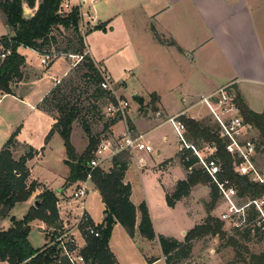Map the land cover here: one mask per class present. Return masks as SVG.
<instances>
[{
  "label": "crops",
  "instance_id": "crops-1",
  "mask_svg": "<svg viewBox=\"0 0 264 264\" xmlns=\"http://www.w3.org/2000/svg\"><path fill=\"white\" fill-rule=\"evenodd\" d=\"M78 1L83 4L82 10L93 18L96 26L104 28V31L91 30L84 36V51L88 52L86 57H89L96 67L108 73L106 67L100 63L102 60L96 61L94 55L103 58L102 56H107L106 54L113 50L138 61V67L146 64L152 68L155 83L149 89L141 86L139 90L134 91L132 98L137 103L136 115H133L134 111L131 107L127 114L129 126L136 134L145 135L152 151L139 152L129 157L123 181L131 187L132 204L136 208L142 202L146 204L155 233L182 241L187 231L202 222L204 213L201 201H207L209 189L203 185H196L191 188L187 197L179 200L173 208H169L165 202V195L171 193L176 183L185 180L188 174L179 160L181 145L177 136L172 141L167 137H161L157 146L152 145L149 135L165 123L171 126L168 119L178 114L197 121L213 122L208 109L198 102L201 97L208 96L229 84L231 91L235 96L240 97L250 111L258 114L264 112V32L263 37L260 36L261 31L257 28L258 23L254 18L259 2L258 0ZM23 10L25 13L32 9L23 6ZM58 29L63 32L62 28ZM10 35L11 32L5 25V17L0 12V39L8 38ZM88 35L94 37V42L91 41L90 46L86 42ZM18 52L24 57L25 52H30L39 60L41 58L37 52L27 48L20 47ZM0 53H2L1 45ZM137 57L142 58L139 60ZM58 59L72 58L59 57L52 64L49 61L45 71H51ZM28 70L25 64L24 79L13 88V95H0V150L9 137L18 130L16 137L18 147L29 146L37 151V155L26 163L30 179L39 185L31 198L23 202L30 208L34 206L36 196L41 194V189L60 193L59 189L52 187L57 178L52 180L50 177L49 181L41 182L34 176L32 163L48 152L52 140L59 136L53 134L48 143L44 144L54 120L40 111L38 105L54 83L65 77L71 68L69 66L55 78L49 76L52 83L37 102L27 101V93L24 97L19 96V92L24 87L23 82L29 77ZM168 74H173L175 83L168 81L170 79ZM121 83L125 85V82ZM121 96L125 98L123 94ZM9 115L16 116L17 119L10 120ZM208 116L210 119L207 118ZM131 118L137 123L141 121L146 126H137ZM119 124L120 121L109 128V137L116 138L124 131V127L117 129ZM171 128L173 129L172 126ZM68 173L69 170L66 176L61 178L62 184L65 183ZM94 192L101 201L94 187L87 198L86 210L90 220L98 225L101 224L104 215L100 223L95 222L94 215L87 205ZM174 216H180L183 225H175ZM4 220H1L0 230H6L10 226V224L5 225ZM139 220L140 214L137 211L135 218L137 235H139L137 233ZM30 224L38 225L44 232L43 222L35 220ZM109 251L115 259L110 247ZM143 257L148 264H165L161 251L156 259H149L144 255ZM154 260L155 262L152 263ZM0 264L7 263L0 262Z\"/></svg>",
  "mask_w": 264,
  "mask_h": 264
},
{
  "label": "trees",
  "instance_id": "trees-1",
  "mask_svg": "<svg viewBox=\"0 0 264 264\" xmlns=\"http://www.w3.org/2000/svg\"><path fill=\"white\" fill-rule=\"evenodd\" d=\"M61 1L39 0L36 6V0H0V12L4 15L5 25L11 32L8 38L2 37L0 39L2 47L0 55H3L0 57V95H13V88L24 79L25 57L18 52V49L22 47L37 52L41 57L47 56L50 59V64L59 57L82 56L81 60L84 61L85 68H83L84 72L81 74V79L93 87L91 97L99 102L98 107H101L106 103V100L108 101V95L99 87L101 79L97 67L89 57L83 56L85 45L84 38L77 31V11L72 9L68 13L61 12ZM23 6L29 9L36 7L32 17L25 18ZM58 28L67 32L73 31L76 36V43L67 44L64 50L59 49L57 38L52 32ZM91 30L104 31V28L95 26ZM70 73L72 74L73 70H70L68 74ZM60 93V87L53 86L40 101L38 109L54 120V124L45 137L44 144L48 143L53 134L59 135L62 139L66 156L64 164L69 170L65 183L70 186L85 179L89 162L93 158V152L100 141L108 138V136L103 138L89 137L86 148L80 155H77L70 138L73 123L78 121L80 108L68 103L67 98ZM236 100L241 117L258 131V147L264 148V112L261 114L254 113L245 106L240 97L236 96ZM108 102H111L110 98ZM49 106L56 109V117L48 110ZM180 121L185 126L184 136L188 144L196 148L215 145L216 153L214 156L220 161L223 170L221 179L228 178L234 183L239 198L256 199L264 197V186L252 184L246 177H239L233 173L230 166V156L224 148V140L219 138L217 126L213 122L212 124L210 120L197 121L183 116ZM117 122H119L118 119L109 118L103 132L109 130ZM81 124L83 132L88 135L87 124L85 122H81ZM17 134L18 130L9 137L0 150L1 220L7 218L9 211L16 204L28 201L39 187L36 181L30 179V172L26 166L27 161L37 155V151L29 146L23 147L27 150L25 154L17 159L13 156L18 148ZM190 155L191 151L188 149H183L179 153V160L184 169L196 162L194 158H190L188 162L184 161ZM128 163V155L120 154L112 160L108 170L96 169L92 172L91 181L104 205V217L101 224L97 225L100 237H87L85 239L86 247L82 253L86 260L92 264H117L108 247L113 226L116 223L119 224L126 234L133 238L137 211L140 214L137 233L147 241H157L165 264H180L186 260L190 255L193 243L206 236L218 237L223 240L228 235L227 245L232 248L239 247L238 240L229 232L223 231L224 224L211 215V211L218 200V194L216 188L210 184L209 178L197 168H192L185 180L176 183L174 190L165 195V202L169 208H173L179 200L189 195L192 187L210 184L209 202L204 203L205 219L201 224L186 232L182 241L157 235L153 229L146 204L142 202L136 208L130 201L131 187L123 181ZM35 199L39 202L38 206H31L22 220L10 219L9 228L0 230V262L7 264L55 263V249H44L45 245L41 249H33L28 241V233L30 223L35 220L43 222L48 227H57V197L52 191L44 189ZM254 219L255 215L251 212V218L248 220L251 221V228L244 229V232L247 231L246 235H249L250 232L255 236L259 234L255 223H252ZM243 249L247 254L249 253L246 247ZM240 261L243 264H264V251L258 254H249L248 260L241 257ZM62 264H66V262Z\"/></svg>",
  "mask_w": 264,
  "mask_h": 264
},
{
  "label": "rangeland",
  "instance_id": "rangeland-1",
  "mask_svg": "<svg viewBox=\"0 0 264 264\" xmlns=\"http://www.w3.org/2000/svg\"><path fill=\"white\" fill-rule=\"evenodd\" d=\"M36 1L38 2L39 0ZM258 2L259 8L256 10L254 18L255 20H257L256 22L258 23L257 28L261 31L259 32V34L263 37L264 0H258ZM31 11L33 12V10ZM25 13L30 14V10L26 11ZM52 32L57 38L59 49L64 50L67 44L72 43L73 45L76 43V36L73 31L67 32L63 30V32H61L59 29H57ZM93 38L94 37L92 36H87L86 42L89 46L90 42L94 40ZM25 53V64L26 67L29 68V77L23 82L24 87L22 91L19 92V96L24 97L27 93V101L37 102L44 95V93L49 89L52 83L51 78L49 76L55 78L59 76L63 72V70L69 68V66L71 68V71L73 70L72 74L67 73V76L58 80V82H55L54 86L60 87V95L65 96L67 98L66 100L68 103H70L71 105H77L80 108L78 121L73 123L70 138L75 153L78 155L84 151L88 144L89 137H109V130L103 132L104 126L109 120V117L105 112V107L109 104V98L107 97L108 101L106 100V103H104V105L98 107L100 103L96 102L95 99L91 97L93 93V87H90L89 84L84 83L83 79H81V74L84 72L83 68H85L84 61H80L78 58L74 57L70 60L58 59L51 68V72L45 71L46 66L41 65L39 58L33 53ZM106 55L107 56H102L103 58L94 55V59L96 61L102 60L100 63H102V65L106 67L105 69H107L108 73L111 75L115 87L117 88V93L124 95V97L130 103L132 111H134L133 115H136L137 103L134 98H132V94L135 90H139L141 86H144L145 89H149L153 86L155 80L153 79V74L151 72L152 68H149L146 64L140 65L138 67V61L136 62L133 58L129 59L128 56H123L121 53L114 52L113 50L107 53ZM141 58L142 57L138 59L140 60ZM49 61L50 59L46 60V65H48ZM97 68L100 71H104L98 66ZM169 74L168 76L170 79L168 80L167 77V80L170 83H175L174 77L172 76L173 74ZM121 82H125V85L123 86ZM48 110L54 117L57 116L56 109L54 107L49 106ZM9 118L10 120L17 119L16 116L12 115H9ZM207 118L210 119L209 116ZM131 121L134 124L137 123V121L132 118ZM81 122H85L87 124L89 128L88 135L83 132ZM137 126L142 127L146 125L140 121L139 123H137ZM123 127L124 122L120 121V124L119 126H117V129H122ZM161 137H167L169 141H172L173 139L175 140L176 135L169 124H163L156 131L149 135V139L151 140L152 145L156 146L160 142ZM251 137H253L257 141V143L259 142V134L255 128L254 134L251 135ZM144 141L147 142L146 138H144ZM263 149L264 148L260 146L259 152L256 156V164L262 172H264V152H262ZM26 152L27 150L25 148L18 147L17 150H15L13 156L15 159H17ZM63 159H65V150L63 147V142L59 136H56L55 139L51 142L49 151L44 153L39 159L34 161L32 165L35 177L40 179L41 182H43L44 180L49 181L50 177L52 178V180H55L57 178L56 181L53 183L52 187L54 189H59V192L61 194H66L65 190L67 189L68 185H66V183L62 184L61 178L66 176L68 168L64 164ZM209 185L205 187H207L210 192ZM43 190L41 189L40 191ZM53 193L58 199L59 193H56V191H54ZM245 199H237L236 205L240 207V205L245 202ZM201 202V208L204 213V220L206 217L204 203L209 202V196L206 202ZM87 205L88 208L91 209L90 211L92 212V214L94 215V221L100 223L103 217L104 207L96 192H94L90 196ZM28 208L29 207L26 204H16L9 211L7 218H5V225H9L10 219L12 218L16 221L22 220V218L27 213ZM62 209V216L63 218H65L66 206L64 205V203ZM192 210L193 212L196 211L194 208ZM224 210L225 205L222 203V200L218 197L214 209L211 211V215L215 218H218V215ZM174 217L175 225H183L184 222L180 216ZM43 225L45 224L43 223ZM51 228L52 227H48L45 225L44 232H42L38 225L30 224L28 241L33 249H39L46 244L48 237L47 233L50 232ZM222 230L225 232H229L231 236L238 240L239 247L232 248L231 246L227 245V239L229 238L228 235L223 240L219 239L218 237L206 236L199 240H196L193 243L190 255L186 260H183L180 264H243L240 261L241 257L248 260L249 254H258L264 251V238L260 233L255 236L252 232H250L249 235H246L247 231L244 232V230L235 232V230L232 229L231 224L228 223L224 224ZM138 236L139 235L135 234V237L130 238L120 225L115 224L113 226L109 247L114 253L117 264H148V261L145 260L143 255L149 259H156L160 256V250L156 241H147L145 239H140L141 237ZM244 247H246V249L248 250V254L243 249Z\"/></svg>",
  "mask_w": 264,
  "mask_h": 264
},
{
  "label": "built area",
  "instance_id": "built-area-1",
  "mask_svg": "<svg viewBox=\"0 0 264 264\" xmlns=\"http://www.w3.org/2000/svg\"><path fill=\"white\" fill-rule=\"evenodd\" d=\"M83 4L78 0H62L60 4L61 12L68 13L76 9L78 15L77 31L84 38L86 32L93 29L96 24L93 18L84 13ZM30 10V14H24L26 18L33 16L35 8ZM92 26V27H91ZM90 28V29H87ZM88 55L87 50L83 56ZM3 57V55H0ZM82 59V56H71V58ZM47 56L41 57V65H46ZM98 69V68H97ZM99 87L103 90L111 102L105 107V112L109 118L118 119L124 122V131L116 138L108 137L101 140L93 158L89 162L88 172L85 179L78 181L67 187L66 194L59 193L56 202L58 212L57 227L51 228L47 233V242L44 249H55L56 259L54 264H92L83 256V249L86 247L87 237L99 238L100 232L97 224H94L87 213L86 201L92 193L94 185L91 181L92 172L96 169L108 170L112 160L120 155L132 156L139 152L150 153L152 148L144 141V134H136L127 123L129 102L117 93L114 81L105 71H100ZM199 104L204 105L217 126L218 136L224 140L225 151L230 156V166L234 174L239 177H246L255 185L264 186V172L256 164V156L259 152L257 141L251 137L254 134V126L246 123L240 115V109L235 94L231 91V85H225L208 96L201 97ZM182 114H178L168 122L173 127L175 134L181 145L180 151L188 149L191 155L184 159L188 162L194 158L196 162L189 166L187 173L192 168H197L206 175L210 184L216 188L218 197L225 205V210L218 215V220L223 224H231L235 231H242L251 228V221H248L251 212L255 215L252 223H255L259 233L264 238V197L256 199L239 198L234 183L228 179H221L223 173L221 163L214 156L216 147L214 144L196 148L188 144L185 140V126L180 121ZM237 199H245V202L238 207ZM63 203L66 206V217L63 218Z\"/></svg>",
  "mask_w": 264,
  "mask_h": 264
},
{
  "label": "water",
  "instance_id": "water-1",
  "mask_svg": "<svg viewBox=\"0 0 264 264\" xmlns=\"http://www.w3.org/2000/svg\"><path fill=\"white\" fill-rule=\"evenodd\" d=\"M25 18H26V16H25ZM38 204H39V202L38 201H35L34 206H38Z\"/></svg>",
  "mask_w": 264,
  "mask_h": 264
}]
</instances>
